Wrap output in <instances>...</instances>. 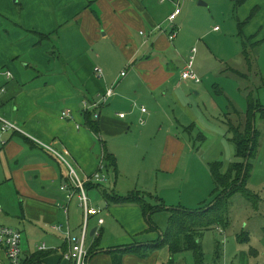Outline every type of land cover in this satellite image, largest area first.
<instances>
[{"label":"crops","instance_id":"0c3cea01","mask_svg":"<svg viewBox=\"0 0 264 264\" xmlns=\"http://www.w3.org/2000/svg\"><path fill=\"white\" fill-rule=\"evenodd\" d=\"M167 1L172 5L170 15L179 0H157L159 5ZM162 14L150 0H0V224L22 233L26 264H73L66 254L82 236L85 210L79 192H73L68 169L77 168L79 176L87 179L102 170L100 161L107 153L116 156L118 172L115 182L109 181L110 188L101 191L106 210L89 217L85 238L89 264H122L124 255L133 259L130 254H136L122 249L162 240L161 232V239L137 242L149 227L141 207L112 202V194L127 196L145 190L126 186V192L122 191L118 156L103 140L105 135L130 132L134 122L146 123L149 109L142 112L145 105L138 104L139 99L159 86L160 57L170 54L173 45L169 28L158 29L168 22L169 15L160 21ZM139 28L149 33H137ZM112 47L117 50L113 59L129 64L130 76L127 72L122 76L123 71L114 75L105 64L100 66L103 76L96 75L99 66L93 58L100 60L102 53L112 57ZM111 88L115 95L101 109L96 133L86 125L84 112L92 99ZM66 109L72 110L73 119L61 118ZM123 112L127 113L124 118L120 117ZM3 119L17 129L3 131ZM260 120L262 128L264 118ZM260 127L257 156L264 150ZM92 135L99 138L100 151ZM167 139L166 152L174 156L163 162L166 169L181 155V141L173 135ZM60 157L68 161L67 169ZM98 182L91 181L93 186L87 190L105 183ZM112 212L121 215L127 228L128 241L117 244L122 248L112 249ZM42 245L44 249L39 248ZM0 255L2 264H8L5 254Z\"/></svg>","mask_w":264,"mask_h":264},{"label":"rangeland","instance_id":"374dc122","mask_svg":"<svg viewBox=\"0 0 264 264\" xmlns=\"http://www.w3.org/2000/svg\"><path fill=\"white\" fill-rule=\"evenodd\" d=\"M150 1L163 13L160 21L169 15L172 5L168 1L162 5L157 0ZM162 27L167 29L170 24L165 22ZM175 27L177 35L171 40L170 54L160 57L159 86L149 91L146 98L139 99L138 104L143 103L149 109L148 121L145 118L144 125L134 122L130 132L116 137L105 135L103 140L110 152L118 156V180L123 192L135 186L159 196L164 208L198 210L213 203L215 184L209 165L222 161L226 171L231 162L238 160L228 131L229 120L235 126L245 121L250 96L264 106V0H183ZM139 31L149 33L145 28ZM193 48L197 49L195 70L201 79L199 83L182 79ZM115 51L112 47V57H104L102 53L100 60L94 57L93 61L99 67L105 64L114 75L125 71L130 76L129 64L113 59ZM260 118L257 113L254 129L258 132ZM260 129L264 136V123ZM169 135L181 141V155L166 169L163 162L174 156L166 152ZM92 138L100 151L99 138L95 135ZM256 156L246 186L258 195V205L241 192L233 193L226 206L227 223L218 226L220 229L204 231L200 237L203 264H264V150ZM60 161L67 169L68 161L62 157ZM97 172L107 176V182H98L102 186L87 190V194L90 206L106 210L101 191L110 188L109 181L114 183L116 178L105 166ZM92 195L100 199H93ZM147 199L154 204L159 200ZM112 213V249L122 248V244H117L128 241L127 228L119 218L121 215ZM169 219V210L155 212L151 217L153 229L136 241L161 239ZM245 234L247 240L242 238ZM137 244L144 246L142 242ZM147 254L143 259L138 254H130L133 259H125L124 255L121 263L170 262L167 242ZM174 264H196V257L186 250L175 255Z\"/></svg>","mask_w":264,"mask_h":264},{"label":"trees","instance_id":"16d2710c","mask_svg":"<svg viewBox=\"0 0 264 264\" xmlns=\"http://www.w3.org/2000/svg\"><path fill=\"white\" fill-rule=\"evenodd\" d=\"M179 2H181L182 4L183 0H179L177 3ZM170 32L171 30L169 29L168 34H170ZM42 36H45L48 39L50 38L49 35ZM99 97L100 96L92 99L90 103L98 100ZM108 102L103 107H105ZM248 104L249 106L246 111L244 122L240 123V125L238 126H235L230 120L228 122V131L230 132V134H232L231 140L236 147V157L238 158V160L231 162L226 171H223L222 161H214L209 165L215 184L212 205H207L204 208L201 207L198 210H187L185 208H164L163 202L160 197L157 195L154 196L151 193L134 192L127 196H118L112 194V202L120 204L135 203L141 207L142 212L144 216H146V219L149 223L147 231L153 229V226L151 224V217L155 212H158L162 209L170 211L169 226L166 233L163 234L164 238H162L161 241L150 243L142 247L140 245L133 244V247H126L122 250H132L139 256L146 257L151 248L156 249L160 245L167 242L171 254L169 264H174V257L177 253L186 250L192 251L194 253L196 257V264H203L204 254L199 241L200 237L202 236L204 231L214 227L225 225L227 223L226 206L233 193L241 192L247 198L253 201L254 204L256 203V206L258 205V195L249 191L246 185L249 177L251 176L253 167L252 161L256 156L258 147L259 132L257 128L254 129V121L257 113H260L261 118H264V106L255 102V100L251 96L248 98ZM103 107H101L100 109L88 107L86 111L84 110L86 125L96 133L100 130V126L98 120L99 117H96L95 113L97 110L101 111ZM246 161H248L247 164ZM102 163L107 170L111 169L114 173L117 174L118 169L115 155L111 153L105 154L102 158ZM91 185L92 183H90V181L84 183L86 191L90 188ZM76 192H79V189H76ZM150 197H157L159 200H157V202L154 204L147 199ZM242 238L243 240H247L248 237L245 234L242 236ZM100 239L101 238L98 239V242L100 241ZM146 246L150 250L144 248ZM24 264H26V262H24Z\"/></svg>","mask_w":264,"mask_h":264},{"label":"built area","instance_id":"2783aa9c","mask_svg":"<svg viewBox=\"0 0 264 264\" xmlns=\"http://www.w3.org/2000/svg\"><path fill=\"white\" fill-rule=\"evenodd\" d=\"M180 9H182V4L181 2L177 3V7L169 15L168 21L170 24V34L169 38L170 40H173L176 35V27H175V19L178 16V12H180ZM159 29L161 31H164L159 26ZM197 52L196 48H193L191 51V55L189 57V60L186 62L183 71H182V78L185 80H192L194 82H201V79L199 78L196 70H195V54ZM95 73L98 77L103 76V70L100 67L95 68ZM9 75L10 72H8ZM126 72H122V76H125ZM115 95V91L113 88L109 89L105 94L100 95L98 100L93 101L89 105H87L89 108H96L100 109L103 107L109 99ZM141 111L142 112H147L146 107L141 106ZM100 110H97L95 113L96 117H99ZM127 113H120V117L124 118L126 117ZM61 118L62 119H73V113L72 110L66 109L61 113ZM142 123H144V120H141ZM79 127V125H77ZM12 128V129H17V127L9 122L3 119V124H2V130L6 131L7 129ZM104 167V164L101 163V168ZM69 177L70 180L72 181L73 188L79 189V198L82 202V206L84 207L85 210V221L83 225V233L80 239L76 240L75 242L70 244V248L66 254L67 259H70L73 264H89V253L85 247V238L87 234V225L89 221V217L93 214H98L100 213V209L93 208L89 205V199L87 196V193L85 191L84 183L88 181H99V182H106V177L105 175L101 176L98 172L95 173L92 176H89L87 179H82L78 172L76 171L75 168L70 166V172H69ZM67 186H63V189H66ZM73 192H76L73 190ZM100 223H103V219H100ZM54 228L57 230L62 229V225H54ZM67 236L69 239H71V233L68 231ZM21 240H22V233L17 230L16 228H13L11 226L7 225H2L0 224V253L3 252L5 254V257L7 259L8 264H24L23 260V252H22V247H21ZM40 249H44L45 245H42L39 247ZM0 264H2V258L0 255Z\"/></svg>","mask_w":264,"mask_h":264},{"label":"water","instance_id":"95a60500","mask_svg":"<svg viewBox=\"0 0 264 264\" xmlns=\"http://www.w3.org/2000/svg\"><path fill=\"white\" fill-rule=\"evenodd\" d=\"M247 162H248V161H246V164H247ZM95 230H96V229H94V230L92 231V234L94 233Z\"/></svg>","mask_w":264,"mask_h":264},{"label":"bare ground","instance_id":"6f19581e","mask_svg":"<svg viewBox=\"0 0 264 264\" xmlns=\"http://www.w3.org/2000/svg\"><path fill=\"white\" fill-rule=\"evenodd\" d=\"M85 191H86V189H85ZM18 230V229H17ZM20 231V230H19Z\"/></svg>","mask_w":264,"mask_h":264}]
</instances>
